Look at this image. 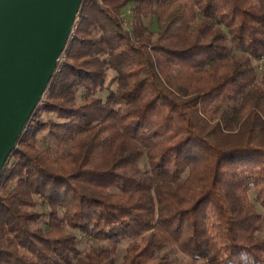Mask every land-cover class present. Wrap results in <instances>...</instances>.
Returning a JSON list of instances; mask_svg holds the SVG:
<instances>
[{
  "label": "trees",
  "instance_id": "16d2710c",
  "mask_svg": "<svg viewBox=\"0 0 264 264\" xmlns=\"http://www.w3.org/2000/svg\"><path fill=\"white\" fill-rule=\"evenodd\" d=\"M0 264H264V0H82L0 172Z\"/></svg>",
  "mask_w": 264,
  "mask_h": 264
},
{
  "label": "water",
  "instance_id": "95a60500",
  "mask_svg": "<svg viewBox=\"0 0 264 264\" xmlns=\"http://www.w3.org/2000/svg\"><path fill=\"white\" fill-rule=\"evenodd\" d=\"M82 0H0V172L72 33Z\"/></svg>",
  "mask_w": 264,
  "mask_h": 264
},
{
  "label": "rangeland",
  "instance_id": "374dc122",
  "mask_svg": "<svg viewBox=\"0 0 264 264\" xmlns=\"http://www.w3.org/2000/svg\"><path fill=\"white\" fill-rule=\"evenodd\" d=\"M131 8H132V5L129 4L127 5L123 10H122V19H123V25L126 29H130L131 28V24H132V14H131ZM143 23L144 25H146L151 31L155 32L157 31V24L154 20V18H150V19H143ZM111 79V75L108 76L107 78V81H106V85L107 83L109 82V80ZM111 89L114 88V85H112L110 87ZM107 90H104L100 93H98L99 96H101L102 98H105L106 95H107ZM79 101V99H78ZM44 120L46 119H53V116L49 117L48 115H42L41 116ZM36 145L40 148L42 147H46L47 145L48 146H52V143H51V140L47 137V131H42L41 133H39L37 135V138H36ZM144 163L142 162L141 165H143ZM249 198L252 202L255 203V206L257 208V210L263 214V210L258 206V204L255 202V198H254V195L252 193V191L249 192ZM38 211H43L45 210L43 207H38L37 208ZM78 240H79V246H78V250L80 252V254H83L85 252H87L91 247H96L99 245V243L95 242L94 240L90 239V238H87L77 232H73ZM127 245V242H123L120 246H119V250H118V254L119 256H121V254L123 253L124 251V248L126 247ZM176 259L178 262H181V261H184L185 259L180 255V254H176Z\"/></svg>",
  "mask_w": 264,
  "mask_h": 264
}]
</instances>
